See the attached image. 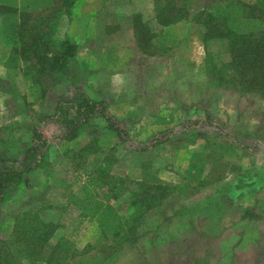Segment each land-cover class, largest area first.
<instances>
[{"label":"rangeland","instance_id":"obj_1","mask_svg":"<svg viewBox=\"0 0 264 264\" xmlns=\"http://www.w3.org/2000/svg\"><path fill=\"white\" fill-rule=\"evenodd\" d=\"M219 1L225 2L189 0L190 14ZM179 3L76 0L56 38L70 33L73 56L95 58L85 69L70 68L69 57L65 69L44 78L43 97L25 62L7 58L5 76L0 68V157L21 156L34 129L50 143L41 166L0 203V236L27 210L49 213L58 224L38 259L11 264H47L50 254V264H226L221 255L232 252L239 232L231 228L237 200L262 211L264 95L210 73L228 58L226 43L205 44L202 26L190 15L157 23L156 5ZM11 23L0 18L3 42ZM138 44L155 54L147 69L130 63L141 59L132 56ZM102 68L125 75L109 85ZM84 89L106 102L119 133L101 114L71 141L58 137L55 124L41 123L60 98ZM237 184L242 190L232 200ZM209 222L221 228L203 229Z\"/></svg>","mask_w":264,"mask_h":264},{"label":"trees","instance_id":"obj_2","mask_svg":"<svg viewBox=\"0 0 264 264\" xmlns=\"http://www.w3.org/2000/svg\"><path fill=\"white\" fill-rule=\"evenodd\" d=\"M75 1L0 0V18L12 21L5 28L8 33L5 42L11 47L8 59H20L27 64L24 72L38 87L41 97L46 92L44 78L65 69L67 60L76 51V44L68 36L56 38L61 17L70 14ZM155 1L158 3L159 0ZM156 6L154 17L160 26L170 25L190 15L202 26V40L205 44L211 40L226 43L228 58L218 68L214 66L209 69L218 81H230L242 90L258 91L264 95L263 1H219L214 9L204 6L191 14L189 0H181V3L169 8H166V4ZM138 47L142 50L146 48L140 44ZM106 109L105 101L78 90L69 98H60L54 112L44 115L41 123L55 124L58 137L71 141L79 135L91 117L101 114L108 126L117 128L119 133L118 126ZM49 146V139L34 129L30 143L21 156L0 157V203L12 189L19 187L30 173L41 166ZM162 186L157 187L162 189ZM165 195H159V200ZM157 203L146 204L145 207L151 208ZM50 216L49 213L42 215L36 209L15 215L11 232L0 236V264H11L16 258L38 259L58 227ZM135 237L131 240H135ZM50 256L46 259L47 264L52 263L53 258Z\"/></svg>","mask_w":264,"mask_h":264},{"label":"crops","instance_id":"obj_3","mask_svg":"<svg viewBox=\"0 0 264 264\" xmlns=\"http://www.w3.org/2000/svg\"><path fill=\"white\" fill-rule=\"evenodd\" d=\"M68 35V34H67ZM68 36H71L70 33ZM0 55L2 57L0 62V68L4 74V76L7 74L5 62L8 58L9 54V47L8 44L3 42L0 39ZM132 51V50H131ZM122 56L116 57L115 62L117 64H121V61H123L124 52L121 53ZM132 56H135V58L141 57L139 62H134V57L130 59V63L134 64V69H139V65L143 67L144 69L148 68L149 60L150 58L155 57V54L153 52L149 51H143L139 48L135 47L133 49ZM122 57V59H121ZM95 57H93L90 53H83L78 54L75 57L73 56V59L70 64V68H75V63H77L79 68H85L87 69V66L84 65L85 62L94 60ZM136 60V59H135ZM146 62V63H145ZM83 63V65H82ZM140 63V64H139ZM139 64V65H138ZM138 65V66H137ZM103 69V75L105 78L108 79V84L110 85L113 80L116 79L117 76L120 75L123 69L118 73L109 72V70L106 68ZM142 70V69H139ZM125 73L121 74L120 76H124ZM85 90V89H84ZM85 92L90 96V94L85 90ZM92 98L101 100L99 98H96L94 96H90ZM236 187V188H235ZM230 191V197L232 200L237 199L236 196L239 192H241L242 187L239 189V187L235 186ZM215 198L211 199L210 202H213ZM248 199H241V197L237 200V203L234 206L236 207L235 212L238 214L236 219H234L233 224L231 225V228L235 229L236 231H239L237 234H235L236 238L233 239V244L231 248V253L228 254H222L221 255V261L226 262V264H264V238L262 240L259 239V232L264 230V207L262 208V211H259L257 214L255 209L253 211V207L248 206L246 203ZM260 219V221H258ZM217 226L216 224L210 223L205 224L202 226L203 229H211L213 227ZM221 228V227H216ZM230 247V246H229ZM220 262V261H218Z\"/></svg>","mask_w":264,"mask_h":264}]
</instances>
